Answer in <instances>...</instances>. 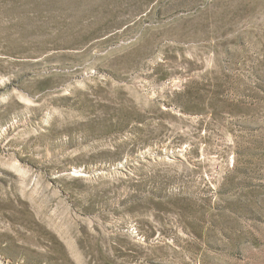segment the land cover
Wrapping results in <instances>:
<instances>
[{"label": "rangeland", "instance_id": "rangeland-1", "mask_svg": "<svg viewBox=\"0 0 264 264\" xmlns=\"http://www.w3.org/2000/svg\"><path fill=\"white\" fill-rule=\"evenodd\" d=\"M0 264H264V0H0Z\"/></svg>", "mask_w": 264, "mask_h": 264}]
</instances>
